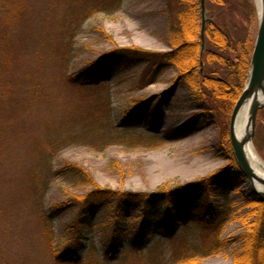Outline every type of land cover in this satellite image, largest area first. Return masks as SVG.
I'll return each mask as SVG.
<instances>
[{
  "label": "rangeland",
  "instance_id": "374dc122",
  "mask_svg": "<svg viewBox=\"0 0 264 264\" xmlns=\"http://www.w3.org/2000/svg\"><path fill=\"white\" fill-rule=\"evenodd\" d=\"M223 1L206 0L207 26L214 22L227 27L253 53L260 23L256 0H248L252 15L244 0ZM166 3L0 0V264H58L54 252L72 242L70 226L79 210L53 208L91 189L58 173L66 163L82 167L103 188L144 192L233 167L221 151L230 145L231 117L225 120L216 110V118L208 117L175 65L148 75L144 61H135L110 64L107 74L100 69L77 76L117 47L172 50L171 26L180 8L171 0L169 14ZM93 8L98 11L91 14ZM242 51V47L231 51L230 57L235 59ZM139 100L146 103L141 116L126 120ZM156 109L159 117L154 119ZM263 113L257 120L261 145L258 149L253 144L264 161ZM188 121L193 127L185 136L169 133ZM233 188L225 189L229 195L221 190L211 199L232 200L237 211L223 234L231 240L225 251L207 252L200 225L178 221L174 227L181 237L175 241L153 231L144 264H239L235 252L241 253L238 248L243 244L252 249L259 210L245 204L241 192ZM116 210L101 208L80 215L83 257L88 249L89 254L97 251L90 259L95 264H120L138 257L135 253L128 257L133 247L123 237L116 242L119 258L106 257ZM184 210L197 213L192 206ZM118 212L127 228L141 214L125 207ZM174 212L180 218L181 211ZM258 252V261L264 264V242ZM242 254L238 256L244 262Z\"/></svg>",
  "mask_w": 264,
  "mask_h": 264
},
{
  "label": "trees",
  "instance_id": "16d2710c",
  "mask_svg": "<svg viewBox=\"0 0 264 264\" xmlns=\"http://www.w3.org/2000/svg\"><path fill=\"white\" fill-rule=\"evenodd\" d=\"M174 1H176V6L180 8V11L176 24L171 26V31L174 34L171 41L172 50L158 52L148 51L139 47H117L87 65L77 76L84 75V77H87L92 74V71L100 69H102L103 74H107L106 72L109 73L110 67H112L110 64L123 65V63H126L129 65L135 61H144L147 66L145 74L147 72L148 75H154L156 70L161 69L163 66L175 65L181 72L180 78L206 109L208 117L216 118V110L227 120L231 117L232 110L244 89L249 73L252 51L245 47L244 39L239 37L234 39L233 34L226 30L227 27L222 28L214 22L209 23L207 26L205 48L202 49L200 35L198 34V30L201 29L200 1ZM170 2L171 0H167L166 3L168 13ZM244 3L249 8L248 15H252L254 12L252 5L248 0H244ZM221 4L223 5L224 1ZM93 9L95 11L90 12L91 14L98 11L96 8ZM170 21L172 20L170 19ZM240 47L243 48V51L235 59H232L230 57L231 51L236 49L238 51ZM201 62H203V65H201ZM201 67H203V70H201ZM137 103L140 104L127 113L128 117H126V120L141 116L146 103L141 100L137 101ZM260 112L263 113V111ZM158 117L159 113L158 109H156L152 118L157 119ZM193 121L173 127L169 129V133L171 132L174 136H185L192 129ZM261 139L262 133L257 125L254 143L258 149L261 145ZM221 151L226 152L232 161L231 163H233V167L223 168L196 181L164 185L149 192L103 188L92 180L82 167L74 163H66L58 170V173L66 176L70 181L88 185L91 189L85 195L75 197L63 205L53 208L54 212L67 206H75L79 210V217L70 226V234L73 236L72 242L67 244L62 250L54 252L55 261L58 264H93L94 261L90 259L93 253L97 251H92L89 254L88 252L90 251L88 249L85 252L86 257H83L85 245L80 234V215H83L87 210L96 211L109 207H116L117 210L113 215L115 222H113L108 233L109 247L106 255L108 260L119 258L116 242L117 239L123 237L133 247L128 257L133 255L132 253H135V256L138 257L135 259L131 256L132 260L123 261L120 264H144L143 254L151 249L149 241L153 231L156 229L160 230L171 241H175L176 238L181 237L175 232L174 227L178 221L185 223L195 222L200 225L202 229L201 236L207 239V252L219 253L225 251L228 242L231 240L224 238L223 234L227 224L235 217L237 211L232 200L226 199L221 203L212 202L211 199L214 196H218L221 190L234 187L235 191L241 192L245 204H253L259 210V226L257 225L259 232L252 244V251L247 244H243L238 250L243 253L241 257L244 262L240 260L238 255L241 253L237 254V251L235 252V261L239 264H248L251 252V264H263L258 261V249L264 242V203L257 201L255 194L247 196L245 192L247 189V178L236 163L231 141L229 146L224 145L221 147ZM223 195H229V191L225 190ZM171 206H178L179 208L178 210H170ZM186 206H192L195 213L197 212L196 215L184 210ZM120 207L139 209L141 211L140 216L135 219L136 222L132 228L122 226V223L118 220L120 218L118 214ZM174 211H181L180 218ZM247 238V236L244 237L245 240Z\"/></svg>",
  "mask_w": 264,
  "mask_h": 264
},
{
  "label": "water",
  "instance_id": "95a60500",
  "mask_svg": "<svg viewBox=\"0 0 264 264\" xmlns=\"http://www.w3.org/2000/svg\"><path fill=\"white\" fill-rule=\"evenodd\" d=\"M201 5V18H202V28H201V42L202 49L205 48V31L207 27V3L206 0H200ZM203 65V62H201ZM264 96V0H262V12L260 16V23L258 29V36L254 46V50L251 57V63L249 68V73L247 80L244 85V89L238 98L230 118V141L232 146V151L234 158L240 170L244 173L247 178V186H249V192L257 196V201L264 203V178L256 174L253 167L249 163L245 151L244 143L237 141L234 134V127L238 115L244 106V104L250 100H253L258 95ZM255 100V99H254ZM261 110H264V102H253L251 108V124H250V135L248 137V142L253 146V141L256 135V126L258 115ZM246 144V142H245ZM255 148V147H254Z\"/></svg>",
  "mask_w": 264,
  "mask_h": 264
},
{
  "label": "bare ground",
  "instance_id": "6f19581e",
  "mask_svg": "<svg viewBox=\"0 0 264 264\" xmlns=\"http://www.w3.org/2000/svg\"><path fill=\"white\" fill-rule=\"evenodd\" d=\"M257 5H258V11L259 15L261 16L262 12V0H256ZM252 57V56H251ZM255 99V100H254ZM253 100H250L244 104L242 107L238 118L235 123L234 127V134L238 142L244 143V151L245 155L253 167L254 171L256 172L257 175L260 177L264 178V161L260 157V155L257 153L256 149L254 146L248 142V137L250 135V122H251V108L253 102L257 101L260 103L264 102V96L263 95H258L254 98ZM262 111V110H261ZM246 142V144H245ZM249 192V191H248Z\"/></svg>",
  "mask_w": 264,
  "mask_h": 264
}]
</instances>
